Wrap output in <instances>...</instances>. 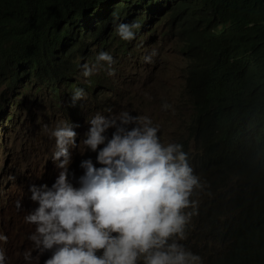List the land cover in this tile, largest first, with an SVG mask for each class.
Masks as SVG:
<instances>
[{
  "label": "clouds",
  "instance_id": "clouds-1",
  "mask_svg": "<svg viewBox=\"0 0 264 264\" xmlns=\"http://www.w3.org/2000/svg\"><path fill=\"white\" fill-rule=\"evenodd\" d=\"M131 2L114 23L105 24L103 12L76 23L80 58L73 53L65 63L57 47L53 57L36 49L0 70V230L8 236L0 234V264H202L181 243L192 228L216 244L204 250L207 264L217 251V241L198 229L199 207L214 194L203 189L194 146L185 152L181 144L162 143L159 126L147 116L110 114L120 97L119 81L111 78L112 55L98 54L102 46L110 52L121 47L122 58H138L143 30L158 13L162 35L187 61L182 92L189 113L178 117L180 129L173 133L191 136L186 25L195 33L199 18L188 16L182 26L184 20L174 22L163 9ZM156 54L144 60L150 63ZM101 62L108 74L95 73ZM82 69L84 77L94 78L82 81ZM19 245L35 248L39 260H12L10 251Z\"/></svg>",
  "mask_w": 264,
  "mask_h": 264
},
{
  "label": "trees",
  "instance_id": "trees-1",
  "mask_svg": "<svg viewBox=\"0 0 264 264\" xmlns=\"http://www.w3.org/2000/svg\"><path fill=\"white\" fill-rule=\"evenodd\" d=\"M131 1L0 0V70L36 49L53 57L57 47V57L71 62L81 49L76 23L92 12L114 23ZM139 3L182 26L188 16L199 18L195 33L186 25L187 84L195 162L203 189L214 194L199 207L198 229L219 244L208 264H264V0Z\"/></svg>",
  "mask_w": 264,
  "mask_h": 264
},
{
  "label": "rangeland",
  "instance_id": "rangeland-1",
  "mask_svg": "<svg viewBox=\"0 0 264 264\" xmlns=\"http://www.w3.org/2000/svg\"><path fill=\"white\" fill-rule=\"evenodd\" d=\"M151 17L155 20L143 30L147 36L142 47V53L138 58H122L119 54L121 47H115L113 52L108 51L104 46L98 50V54L108 52L112 55L114 60L112 68L115 70V74L111 75V78L119 81L117 90L120 92V97L110 109V114L128 111L133 116H147L152 120L153 126H159L158 135L162 143L181 144L186 152L185 146L188 148L194 146L191 136L185 131L178 133H173V131L180 129L178 117H184L187 112L189 113L186 94L182 92L187 61L178 51L176 43L171 38L162 35L165 27L157 25L163 24L164 20L158 17V13H154ZM174 38H178V36L174 35ZM153 50L157 54L152 58V62H146L144 57L150 56ZM98 54L91 56L90 66L96 63ZM74 58H80V53H76ZM101 63L103 64V62ZM98 72L108 74L107 64H103V67H100L95 73ZM82 73L83 69L80 78L84 82L91 81L95 74L84 77ZM164 103L171 105V107L165 110L163 108ZM1 234L6 236L8 241V236L4 232ZM185 235L186 239L181 243L192 252H197V255L202 258V264H207L204 250H211L216 244L205 242L195 228L185 231ZM26 253L31 254L29 259H25ZM10 257L18 262H36L39 260V252L29 245H19L10 251Z\"/></svg>",
  "mask_w": 264,
  "mask_h": 264
},
{
  "label": "bare ground",
  "instance_id": "bare-ground-1",
  "mask_svg": "<svg viewBox=\"0 0 264 264\" xmlns=\"http://www.w3.org/2000/svg\"><path fill=\"white\" fill-rule=\"evenodd\" d=\"M2 233V230H0V234Z\"/></svg>",
  "mask_w": 264,
  "mask_h": 264
}]
</instances>
